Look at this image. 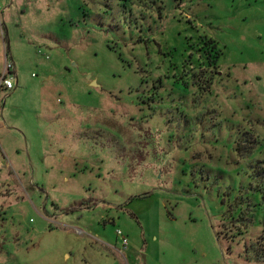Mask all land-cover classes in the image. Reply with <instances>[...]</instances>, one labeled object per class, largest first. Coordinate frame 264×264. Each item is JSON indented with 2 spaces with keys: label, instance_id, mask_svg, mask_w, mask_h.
Returning a JSON list of instances; mask_svg holds the SVG:
<instances>
[{
  "label": "rangeland",
  "instance_id": "rangeland-1",
  "mask_svg": "<svg viewBox=\"0 0 264 264\" xmlns=\"http://www.w3.org/2000/svg\"><path fill=\"white\" fill-rule=\"evenodd\" d=\"M7 60L0 264H264V0H0Z\"/></svg>",
  "mask_w": 264,
  "mask_h": 264
},
{
  "label": "built area",
  "instance_id": "built-area-1",
  "mask_svg": "<svg viewBox=\"0 0 264 264\" xmlns=\"http://www.w3.org/2000/svg\"><path fill=\"white\" fill-rule=\"evenodd\" d=\"M12 68H13V63L7 60L4 73H2L0 79V89H4L8 91L14 88L15 73L13 72V70H11ZM117 233L119 234V231H117ZM122 241L124 244L127 243L125 238H123Z\"/></svg>",
  "mask_w": 264,
  "mask_h": 264
},
{
  "label": "trees",
  "instance_id": "trees-1",
  "mask_svg": "<svg viewBox=\"0 0 264 264\" xmlns=\"http://www.w3.org/2000/svg\"><path fill=\"white\" fill-rule=\"evenodd\" d=\"M66 211H68V212H73V211H75V208H71V209H69V208H67V209H65Z\"/></svg>",
  "mask_w": 264,
  "mask_h": 264
}]
</instances>
